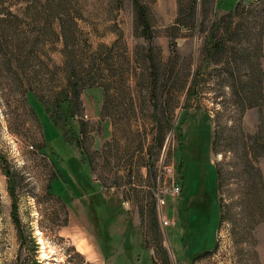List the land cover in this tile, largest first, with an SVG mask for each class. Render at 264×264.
Returning a JSON list of instances; mask_svg holds the SVG:
<instances>
[{"label":"rangeland","instance_id":"obj_1","mask_svg":"<svg viewBox=\"0 0 264 264\" xmlns=\"http://www.w3.org/2000/svg\"><path fill=\"white\" fill-rule=\"evenodd\" d=\"M259 87L264 0H0V264H264Z\"/></svg>","mask_w":264,"mask_h":264},{"label":"trees","instance_id":"obj_2","mask_svg":"<svg viewBox=\"0 0 264 264\" xmlns=\"http://www.w3.org/2000/svg\"><path fill=\"white\" fill-rule=\"evenodd\" d=\"M62 33L64 34V30L62 31ZM236 60V59H235ZM152 63H153V66L152 67H154V61L152 60ZM92 74L94 73L95 74V69L91 72ZM252 88V87H251ZM262 87H259L258 88V91H259V94L257 93V91L256 90H247L246 89V92H245V95L247 94L248 96H252V95H257V97H259V99H264V96H263V94H262ZM252 91V93H250ZM240 94L241 93H239L238 92V96H240ZM153 96L155 97V99L157 100V96H156V93L154 92V94H153ZM156 104V108H158V104H157V102H155ZM254 103L255 102H253V103H250L249 104V107H253L254 106ZM256 104H258V102H256ZM258 106H260L261 107V105H258ZM13 218H14V222H15V224H16V227H17V230H18V234H19V238L20 239H23L24 238V234H23V230H22V227H21V222H20V220H19V218H18V215H17V206H16V203H14V205H13ZM35 242V241H34ZM38 264V263H37Z\"/></svg>","mask_w":264,"mask_h":264},{"label":"built area","instance_id":"obj_3","mask_svg":"<svg viewBox=\"0 0 264 264\" xmlns=\"http://www.w3.org/2000/svg\"><path fill=\"white\" fill-rule=\"evenodd\" d=\"M181 192V189H180V187L179 186H173L172 187V189L170 190V194L173 196V195H178L179 193ZM159 202L162 204V203H164V199H163V197H159ZM163 205V204H162ZM164 223H165V225L167 226V225H169L170 224V222H169V220H166L165 218H164Z\"/></svg>","mask_w":264,"mask_h":264}]
</instances>
